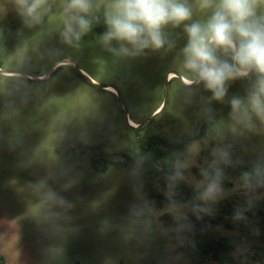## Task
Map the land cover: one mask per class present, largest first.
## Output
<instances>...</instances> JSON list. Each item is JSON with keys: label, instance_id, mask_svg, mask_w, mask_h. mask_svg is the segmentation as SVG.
I'll use <instances>...</instances> for the list:
<instances>
[{"label": "rangeland", "instance_id": "374dc122", "mask_svg": "<svg viewBox=\"0 0 264 264\" xmlns=\"http://www.w3.org/2000/svg\"><path fill=\"white\" fill-rule=\"evenodd\" d=\"M93 2L101 6L86 18L99 19L72 44L61 35L67 0H47L41 22L32 25L16 6H0V70L10 71H0V264H192L177 248L189 239L171 209L173 201L164 198L166 189L154 182L162 197L158 204L136 167L107 158L104 170L93 169L90 153L82 149L135 158L149 136L167 142L192 138L178 160L189 162L183 181L196 191L214 148L226 147L246 168L264 167L259 122L255 131L240 126L232 131L229 101L243 97L249 82H230L223 102L210 101L203 85L182 84L175 75L165 90L166 72L186 77L183 26L165 28L174 43L169 51L115 55L101 42L109 0ZM203 18L194 10L193 20ZM100 85L117 90L124 107L114 91ZM124 108L135 123L152 118L131 128ZM203 123L216 125L206 149L195 138ZM194 144L199 151L190 152ZM227 174L223 171L224 194L218 200L233 193L253 202L264 197V190L253 196L241 178ZM177 205L182 217L190 212L189 205ZM215 231L234 234L223 227Z\"/></svg>", "mask_w": 264, "mask_h": 264}, {"label": "clouds", "instance_id": "9594fccd", "mask_svg": "<svg viewBox=\"0 0 264 264\" xmlns=\"http://www.w3.org/2000/svg\"><path fill=\"white\" fill-rule=\"evenodd\" d=\"M47 0H15L19 14L26 24H39L41 9ZM100 3L93 0H67L65 27L62 37L66 43L79 41L90 30L93 19L86 18ZM194 10L203 19L193 20ZM107 26L101 42L115 55L136 57L145 50L169 51L174 43L165 32L167 26L179 28L187 36L182 48L181 67L187 77L186 85H203L211 93L210 101L223 102L230 82L247 80L246 94L234 95L229 103L232 131L240 126L248 131L257 130L256 121L264 128V0H109L103 13ZM115 42L116 46H113ZM190 152L199 151L194 144ZM213 159L201 168L203 180L197 184V200L193 212H207L224 194L221 187V165L231 163L229 152L217 147ZM188 161H176V171L167 179L170 185L185 177L182 170ZM242 187L253 191L264 187V167L257 164L251 172L242 174ZM171 194L172 189L170 187ZM182 206L174 201L171 209L179 217ZM242 213L237 212L236 218Z\"/></svg>", "mask_w": 264, "mask_h": 264}, {"label": "trees", "instance_id": "16d2710c", "mask_svg": "<svg viewBox=\"0 0 264 264\" xmlns=\"http://www.w3.org/2000/svg\"><path fill=\"white\" fill-rule=\"evenodd\" d=\"M215 131L216 125L214 124L202 125L196 136L202 149L207 148V143L212 141ZM155 139L156 137H151L148 140L149 146L145 145L141 149L137 155V164L126 165L130 168L136 167L140 171L145 187L150 188L149 196L156 198L158 204L162 197L153 188L154 182L166 189L165 200L174 201L176 204L181 202V204L190 206V212L179 222L182 235L186 236L189 241L179 244L178 250L192 264H264V197L253 202L248 201L244 194L233 193L225 199L217 200L215 207L211 209L209 206L206 213L193 212V204H200L203 207V203L196 199L198 192L189 186L186 189L183 180L176 181L173 186L167 179L175 172L180 146L175 142H167L163 139L159 142ZM187 142L185 139L180 144L184 146ZM223 148L227 151L226 147ZM228 152L231 163L221 165V167L228 173V176L241 178L242 182V174L251 172L252 169L239 165L234 155L230 151ZM105 168L106 165L101 166L102 170ZM188 189L192 192L189 195ZM262 190L264 187H257L250 193L256 196ZM237 212L242 213L239 219L236 218ZM208 218L214 222L209 221ZM216 227L226 228L233 231L234 234L217 235L216 231L214 232Z\"/></svg>", "mask_w": 264, "mask_h": 264}, {"label": "flooded vegetation", "instance_id": "af4514ba", "mask_svg": "<svg viewBox=\"0 0 264 264\" xmlns=\"http://www.w3.org/2000/svg\"><path fill=\"white\" fill-rule=\"evenodd\" d=\"M66 60V59H65ZM66 63H73L72 61H67ZM0 71H2V70H0ZM84 73H86L84 70H82ZM4 74L5 73H7V72H10V71H2ZM172 73V74H171ZM171 75V76H170ZM176 77H178L179 79H180V82L182 83V84H185L184 83V81H183V75H181V78L179 77V76H177L174 72H172V71H168V72H166L165 73V82H169L171 79H173V78H175V76ZM184 78H186V77H184ZM186 85V84H185ZM111 88V89H110ZM166 88H167V86L165 87V85H164V89L166 90ZM107 89H109V90H111L110 92H112V91H114V89L111 87V86H107ZM115 92V91H114ZM164 99H165V101H166V96H164ZM159 106L160 105H158L157 107H156V109L157 108H159ZM164 106H165V103H164V105L162 106V108H161V110H160V112L163 110V108H164ZM155 109V110H156ZM128 119H129V123H130V121H132L129 117H128ZM150 121V120H149ZM148 121V122H149ZM133 122V121H132ZM148 122H146L144 125H146V124H148ZM134 123V126L135 125H138L139 123H135V122H133ZM131 124V123H130ZM204 124H208V123H203L202 125H204ZM128 125V124H127ZM131 125H133V124H131ZM143 125V126H144ZM202 125H200V128L202 127ZM129 126V125H128ZM130 127V126H129ZM142 127V126H141ZM131 128H134V129H137V128H139V127H137V128H135V127H131ZM153 136H155V135H153ZM213 137L215 136V134H213L212 135ZM152 136H149L147 139H146V146L148 147L149 146V143H148V140L151 138ZM156 137V136H155ZM196 138V137H195ZM156 141H161V139L160 138H158V137H156V139H155ZM188 142L187 143H189V140H192V138H190V139H186ZM153 141V140H152ZM183 141V140H182ZM175 143H177L179 146H180V152H182L183 151V148L182 147H184L182 144H180L181 143V141H179V142H175ZM83 152L85 151V150H87L86 152H88V153H90V156H89V159H90V166L93 168V169H98V170H102L101 169V166L102 165H106V160H107V158H110V159H115V160H122V161H124L126 164H130V165H135V164H137V162H138V160H137V157H135V158H130V157H127L129 160H131V161H127V160H125V159H118V158H116V157H114V155L113 156H111V155H104L101 151H99V150H96L95 148H92V147H89V146H83ZM85 153V152H84ZM105 153V152H104ZM130 168V167H129ZM131 168H134V167H131Z\"/></svg>", "mask_w": 264, "mask_h": 264}, {"label": "water", "instance_id": "95a60500", "mask_svg": "<svg viewBox=\"0 0 264 264\" xmlns=\"http://www.w3.org/2000/svg\"><path fill=\"white\" fill-rule=\"evenodd\" d=\"M66 60H64L63 62H65ZM67 62V61H66ZM177 76H179L180 78H181V75L179 74V73H175ZM90 80V79H89ZM100 86H108V85H100ZM167 86V82H165V87ZM114 91H115V94L117 95V97H118V99H119V102L121 103V105L124 107V101H123V99H122V97L120 96V94H119V92L117 91V90H115L114 89ZM164 103H165V99L163 100V104H162V106L164 105ZM162 108V107H161ZM124 113H125V119H126V121H127V124L130 126V127H135V128H137V127H141V126H143L146 122H148L151 118H152V115L149 117V118H147L145 121H143L142 123H139L138 125H131L130 123H129V119H128V116H127V110L124 108ZM114 157H116V158H118V159H125V160H127V161H131V160H129L126 156H123V155H121V154H114ZM248 214V213H247ZM253 218H255V216H252ZM203 221H204V219H203Z\"/></svg>", "mask_w": 264, "mask_h": 264}, {"label": "crops", "instance_id": "0c3cea01", "mask_svg": "<svg viewBox=\"0 0 264 264\" xmlns=\"http://www.w3.org/2000/svg\"><path fill=\"white\" fill-rule=\"evenodd\" d=\"M0 6H4L2 8H5L6 6H8L7 8H13V10L15 9V0H0ZM12 10V9H11ZM171 76V75H170ZM184 78V77H183ZM111 89V88H110ZM132 122V121H130Z\"/></svg>", "mask_w": 264, "mask_h": 264}, {"label": "bare ground", "instance_id": "6f19581e", "mask_svg": "<svg viewBox=\"0 0 264 264\" xmlns=\"http://www.w3.org/2000/svg\"><path fill=\"white\" fill-rule=\"evenodd\" d=\"M172 74V73H171ZM187 78H183V81H185ZM131 124H133L134 125V123L133 122H130Z\"/></svg>", "mask_w": 264, "mask_h": 264}]
</instances>
